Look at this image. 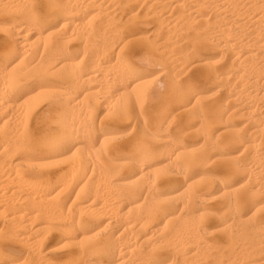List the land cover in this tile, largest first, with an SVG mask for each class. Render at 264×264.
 Returning <instances> with one entry per match:
<instances>
[{
	"label": "bare ground",
	"instance_id": "6f19581e",
	"mask_svg": "<svg viewBox=\"0 0 264 264\" xmlns=\"http://www.w3.org/2000/svg\"><path fill=\"white\" fill-rule=\"evenodd\" d=\"M0 226V264H264V0H0Z\"/></svg>",
	"mask_w": 264,
	"mask_h": 264
},
{
	"label": "rangeland",
	"instance_id": "374dc122",
	"mask_svg": "<svg viewBox=\"0 0 264 264\" xmlns=\"http://www.w3.org/2000/svg\"><path fill=\"white\" fill-rule=\"evenodd\" d=\"M166 11H168V10H166ZM56 26V27H55ZM55 26H53V27H55V28H57L58 26H59V24L58 25H56L55 24ZM145 27V28H144ZM154 27V25L153 24H146V25H143V29L144 30H149V29H152ZM204 53H206V52H204V51H202L200 54H204ZM141 65H144V67H146V64H144V62H141L140 63ZM154 67V68H153ZM159 67V69H157V68ZM148 68L149 69H151L152 70V76L150 75V80H148L147 81V83H148V85L149 86H153V88H157V87H160L162 84H160V83H162V80H163V75H161L160 73H161V68H160V66H157V65H150V66H148ZM154 71V72H153ZM160 73H159V72ZM155 73V74H154ZM160 77V78H159ZM163 77V78H162ZM157 78V79H156ZM159 78V79H158ZM154 79V80H153ZM150 82H151V84H150ZM160 82V83H159ZM211 84H207L206 86L207 87H209L208 88V90H207V92H206V94L207 95H209V94H211L212 95V93H214L215 92V90L217 89L215 86V88L213 89L212 88V85L210 86ZM204 87V85H199L198 86V88H203ZM212 90H211V89ZM210 89V90H209ZM211 91V92H210ZM25 106V105H24ZM24 106H22L21 105V109L24 107ZM27 109H28V106L26 105L25 106ZM24 107V108H25ZM143 107H145V106H143ZM23 108V109H24ZM25 108V109H26ZM44 107L43 106H41V107H38L37 108V110L36 111H32V112H29L27 115H28V117L26 118V124H27V126H26V129L28 130H23V134H25L24 135V137H27V135H28V133L29 134H32V133H34V132H38L39 130H37V128L40 126V123L43 125L44 123H45V121H46V119L48 118L47 116H44L43 117V115H42V113H43V109ZM47 117V118H46ZM98 119L99 118H97L96 119V121H98ZM234 120L237 122V127L238 128H240V127H242L243 126V121L241 120V118H234ZM44 121V122H43ZM196 121V120H195ZM240 121V122H239ZM239 122V123H238ZM241 123V124H240ZM29 124V125H28ZM242 125V126H241ZM174 127V126H173ZM172 127V128H173ZM39 129V128H38ZM127 129H129V128H127ZM195 129V128H194ZM125 133H127V132H125ZM115 136L118 138L119 136L118 135H114V141L113 142H118V141H123L125 138L123 137V138H121V136L119 137V138H121L120 140L118 139V140H116L115 139ZM191 136V137H190ZM202 140V136L200 135V133L198 132V135H197V132L195 133L194 131H193V133L191 134V135H189V136H187V138H186V141L187 142H189L190 144H191V147H193V150L196 148V145H197V148L201 145L200 143H201V140L199 139V138ZM192 138V139H191ZM116 140V141H115ZM199 141V142H198ZM194 144H196V145H194ZM199 145V146H198ZM196 148V150H195V152H200V149H197ZM238 181V179H236L235 180V182H237ZM1 227V226H0ZM57 253V252H56ZM58 253H60V252H58ZM24 257V254L22 253L21 254V259Z\"/></svg>",
	"mask_w": 264,
	"mask_h": 264
}]
</instances>
